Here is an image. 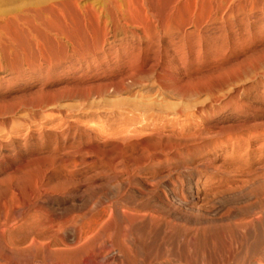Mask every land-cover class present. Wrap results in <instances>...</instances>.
<instances>
[{"label":"bare ground","instance_id":"bare-ground-1","mask_svg":"<svg viewBox=\"0 0 264 264\" xmlns=\"http://www.w3.org/2000/svg\"><path fill=\"white\" fill-rule=\"evenodd\" d=\"M39 1L37 3H31L30 1H27L29 3L24 2L21 6L19 5L20 7H18V9H16L15 11L13 10L14 12L10 11V13L7 12L6 14L0 15V31L3 30L10 22L13 26L16 27V29L22 32L21 39L18 41H15L18 39V37H16L17 39H14V36L13 39H5L7 40V44H5V42L3 41L5 49L4 52L0 51V70L2 66L11 73L16 69L15 67L20 64L21 66H24L27 69H31L32 71H37L38 73H40L41 70L44 69L43 76L45 80H48L51 78V68L60 69L55 72L58 73L53 77V81H56V83L64 80L61 75L63 76L64 73L67 74L72 72V78L65 79V83H63L56 89H47V91L49 92H46V90L43 89V91H45H42L43 95L44 93H46V95L48 93V95L36 100V104L34 103L35 109L36 106L43 107L51 104L52 107L50 108H54L53 104H57L58 102H60V100L58 102L56 100L63 97L67 99H77L81 103L82 101L84 102L87 100L89 101L90 99L98 98L99 100L97 99V102L95 104L96 106L94 105L97 108V106L99 105L98 103L101 99H105L110 95L127 93L136 86L142 87V90L140 89V91L145 92V94L146 92L147 94L149 93L148 90L154 91V89H156L157 91H155V93L159 92L164 97H172V99L173 97L175 99L179 98V101L181 98H184L186 96L190 97V95L197 93L199 95V93H201V91L203 92L204 90H206V92L208 91L209 93L213 90L211 87H213L212 85L215 76L213 70L210 68V65H208L202 73H199V71L197 72L190 67L192 63H198V56L202 47V39L209 38L210 33L212 32L213 27L216 26L217 22L220 24L225 23L227 22L226 20H228L226 18L231 15L235 18L236 14L237 16H240V14H244L245 18H248L250 17L249 15H252L254 13L264 14V0H93L86 2L83 1L84 3H82V0H50L46 3H44L45 0L43 3H39ZM243 23H245V21ZM233 26H235V24ZM249 27H251V25ZM236 34H234V36ZM0 40L2 39L0 38ZM244 40L246 41V39ZM3 42L0 44H3ZM261 50H264V48H262ZM262 53H264V51H262ZM208 54L209 53H207V56H210ZM253 54L258 55L256 53ZM255 62L257 63V61ZM19 73H21V71ZM2 74H4V72ZM226 77H228V75ZM41 79L43 78L41 77ZM69 79L71 80L70 83L68 82ZM227 80L231 81V79L229 78ZM148 83H150V85H148ZM219 88L221 87L219 86ZM212 93L214 92L212 91ZM20 96V99H23L22 94ZM29 96L30 95H28V98ZM31 96L32 100L33 97H36L37 95ZM39 96H41V94ZM126 96L123 95V97H121L124 98ZM143 96L139 97L140 100L141 98H143ZM25 97L26 99H28L27 95ZM116 97L118 96H115L114 98ZM209 97L211 96L209 95ZM16 99H12L14 100L13 104L17 102H15ZM127 99L128 98H125L123 100L125 101ZM135 99L133 100L135 101ZM147 99L149 98H146V101ZM151 99H149L150 103H141L145 101L144 99V101H138V103L132 102L130 100V102L127 104L130 108L131 115L127 116L126 114V117L124 116V118L120 119V121L118 122H121V120L122 122L118 126L115 124V126L117 127L108 124V126H104V128L100 127V123H98V125L96 126H99V128L101 129L97 131L96 127L97 133L95 134H92L93 130L90 132V130H86V128H84L85 130L80 131L81 136L84 140L82 145L77 148H68V150L65 151H54L48 158L46 155L45 160L36 159L38 160L37 162H39V160H41L40 162H42V160L45 161L46 165L43 164L44 162L42 163L43 165L39 164L40 166L36 168V172L34 171V173H36V175L33 174V176L35 177H33L34 179L26 177L25 179L23 178L20 181H13L14 183L11 184L8 183V187L6 185L8 189H11L10 191H13V189L19 190L21 192V195L19 193L20 197L18 199L16 195L14 196V194L16 193V191H14V194L9 196L10 198H7L8 200H6L5 203L2 202L4 204V211L2 210L3 214L2 216L0 215V264H150L149 262H151L152 259H156L154 254L158 251V249H160L159 251H161V257L166 256L168 257V260L164 263L157 261V263L155 262L156 264H182L181 262L186 260L191 264H195L197 263V261H199V264H216L217 261L219 262L221 258L230 260L228 257L232 256H229V254L234 255L231 253V250L235 249L236 247L239 248V252L237 254L235 253V260L233 259V261H236L237 264L259 263V258L258 262L256 260H252L251 258H253L254 253H257L259 251H257L259 247L264 248V209L261 210V216L259 217L261 219V222L258 221L259 218L257 219L256 217H252L249 221L243 223L241 222L242 220H239L240 222L237 220L240 216H242V212H244V210H249L252 214V210L257 207L258 200H256L257 202L252 201V203L250 200H253L255 198L254 196L255 194H257L256 190L258 186L264 185V162L260 161L255 167H250V164H247L248 166L241 164L230 165L229 163H232L230 162V160L229 163L227 162L228 160L224 161V154L219 153L213 149H207V145L206 148H201V146H198V143V149H195L196 146H192V148L190 147L191 149H183L184 147L174 148V146L173 148H167L166 145L169 143L170 147V141L172 142L175 137L173 140L171 137H169L170 141L162 140L160 138L161 136H157L160 134H155L156 132L154 134L149 133V130L151 129L148 130L147 124L149 122L147 123L146 121L149 118L146 113L149 110H154V108H156V111L160 108L155 102L152 103ZM153 99H155L156 101V98ZM112 100L118 101L119 99L117 98ZM27 101L24 100L26 104ZM110 101L111 99H109L108 101L106 100L107 103L109 102L112 105L111 102L113 101ZM124 101L122 102L123 104H125ZM80 102H78L79 107L82 105H79ZM91 102L88 103L91 104ZM106 102L103 103L106 104ZM120 102L118 104H120ZM211 102L212 100L210 101V103ZM170 103L171 102H169V104ZM190 103V106H194L195 104V102H193L194 104ZM67 104L71 105L69 102ZM76 104H73V106L75 105V107L78 108ZM115 104L116 102L114 101V105ZM203 104L198 103V105H202V107ZM207 104L205 106H207ZM5 105L8 106L9 104L7 103ZM28 105L30 106L29 103ZM28 105L26 106L27 109ZM60 105L59 109L63 107H61ZM92 105L93 104H91V106ZM111 105L109 106L112 109L113 106ZM172 105L173 104H171L170 106ZM106 106L108 107V105ZM116 106L118 105H115L113 109ZM120 106L122 105L120 104ZM166 106L164 105V107ZM64 107L65 109L69 108L67 106ZM95 107L92 109H95V111H97ZM101 107L98 109H101ZM186 107L188 108L189 106L187 105ZM8 108L10 107H7L5 109H7L8 111ZM89 108H87V111H89ZM116 108L118 110L120 109L118 107ZM45 109L48 108L45 107L42 110ZM105 109L107 108H104V110ZM109 109L110 108H108L107 111L111 110ZM123 109L124 108H122L121 110ZM163 109L160 111L163 112ZM9 110L11 111V109ZM69 110L70 108L68 109V111ZM71 110L73 111V109ZM82 110L85 113L86 109ZM125 110L126 109H124L123 111ZM159 110L158 112H160ZM7 111H3L2 109L1 112L5 113ZM49 111L50 112L46 113L47 115L48 113H51V110ZM75 111L76 110H74V112ZM21 112H19V114H21ZM23 112L27 113L28 111ZM92 112L93 111H91V113ZM4 113H2V115ZM76 113L77 112H75V116ZM115 113L121 115V112L116 111ZM164 113H166V111H164ZM57 114L56 118L58 116ZM5 115L6 114H4V117H6ZM65 115L68 116V114ZM65 115L63 116L64 118ZM159 115H156V117ZM175 115L177 116L178 114L176 113ZM31 116L32 118H34L33 114ZM50 116H52V114ZM121 116H123V114ZM137 116L139 118H137ZM43 117L41 118V120L43 119ZM18 119L16 118L17 122ZM46 119L49 118L47 117ZM61 119L63 120V118ZM93 119H95V117ZM39 120L40 119H38V122ZM55 120L56 122L58 121L57 119ZM70 120H72V118ZM96 120L98 121V119H95V122ZM156 120H158V118ZM32 121L36 122L37 120L32 119ZM152 122L156 121L153 120ZM31 123L34 124V122ZM11 124L13 125V123H11L10 121V125ZM16 124L17 123L15 122L14 125ZM154 124L155 123H153L152 125ZM18 125L19 124H17V126ZM102 125L104 124L102 123ZM65 126L69 130L76 131V128L71 122ZM79 126L80 125H78V127ZM159 127L162 126L160 125ZM8 128H10L11 130V126ZM35 128H37V126H35ZM173 128H175V126ZM181 128L183 129V127ZM50 129L51 128H49V130ZM53 130L57 131L56 129ZM167 130L169 131V128ZM26 131L28 130L26 129ZM38 131H40V129ZM176 132H178V130ZM209 136L210 138H213L214 135ZM209 136L207 138H209ZM195 137L193 136V138ZM193 138L191 139H197ZM229 138L227 140H229ZM179 139L180 138H177V140ZM185 139H187V137ZM182 141L187 143V140H184V137ZM182 141L180 140V142ZM189 141L190 140L188 139V143ZM245 141L249 143L248 140ZM174 142H176V139ZM261 143L262 145H264V142ZM176 144H178V141L176 142ZM215 145L216 143L214 144V146ZM245 147L243 148L246 150L248 147ZM26 156L27 155H25V157ZM218 157H223L224 160L220 162H217L215 160L213 161L214 158L216 159ZM258 157H260V155ZM40 158H43V156ZM176 158H186L189 162L195 161L192 167H185V170H187L185 171V173L182 172L181 175H184V181L180 182L179 180L175 179L176 177L174 178L175 180L172 179L170 175L171 171L168 174H163L160 173L161 171L158 172L152 170L153 168L151 169V167H154L155 164L161 163L162 160L172 159L174 161V159ZM257 160L258 159H256V161ZM31 162L33 163V161ZM34 162L36 161L34 160ZM177 162H180V160H178ZM36 164L38 163H35V165ZM31 166L29 168H32ZM79 167L89 169L93 168V170H99L100 168L101 171L99 170V172H96V170H94V172L92 170V173H94L93 175H98L97 177L100 176L101 178H103L104 182L107 183V185H105L107 187L110 181L114 183H110L109 186L111 187L109 189L106 188L108 189L107 191L105 190L106 193L103 192V194L101 192V197L99 196L101 194L95 195L96 200L94 199V201L92 202L89 199L90 197L88 198V192H86L88 199L86 197V199L81 198L78 196L80 193H77L78 195L75 193L77 192V190H79L77 189L78 182L74 180L75 178L73 179L72 177L73 172L77 168L79 169ZM156 167L158 168V166ZM23 168L24 166L21 167L20 170ZM29 168L27 167V169ZM15 170L16 168H14V171ZM181 171L183 170L181 169ZM16 172L17 171L12 173L17 179L16 175L18 173ZM50 172L56 174L53 180L49 178L50 176L48 177V173ZM7 174H10V172ZM52 174L50 175L52 176ZM87 175L85 178H87ZM25 176L23 175V177ZM94 176L92 178L88 176V178H90L89 180H94L95 178H97H94ZM6 177H8V175H6ZM10 177H12V175ZM184 178L182 176L181 179ZM9 180L10 179H8V181ZM102 181L100 182V184H105ZM9 182H11V180ZM87 182L88 181H86V184ZM0 184L2 186L3 183ZM93 185L91 184L90 187L92 188ZM157 185H160V188L162 186V192L158 191L160 188L157 190ZM87 186H85V188ZM94 187H99V185ZM95 189L96 188L92 190L93 194L91 195L93 196L95 194L94 191H96ZM99 189H101V187H99ZM98 191H102V189L97 190V192ZM261 195L262 198H264V193L260 194V196ZM98 196L100 198L97 199ZM1 201L5 200L3 199ZM244 201L250 202H247L248 204L246 206L238 205L237 207L236 205H234V207L232 206V208L230 209H228L227 207V210L225 212L223 211L228 204H238L243 203ZM258 204L264 206L260 204V202ZM2 211L0 212L2 213ZM255 211L256 210H254V212ZM258 212L259 211L255 213L258 214ZM245 216H247L246 212ZM230 219H237V222L231 221ZM209 220H215L217 222L224 220L226 222V220H230V223L232 222V224L234 225V229H232L233 227L231 228L229 226L233 230V234L235 236L233 237V240L235 238L234 243H232V239H229V236H227L226 234L224 235L223 233L222 235L220 233V229L219 234L222 235L221 237L223 238L224 243L223 240H221V242L219 243L224 244V248L222 247L223 250L221 248L216 249L215 247H212V245L208 244V241H210V239L205 236L206 233L204 231L203 232L205 233V235L203 233L202 238H199V232L197 238L195 235L196 233L193 234L192 231H188L187 229H185L184 231H175L173 229L177 227V223L179 222H184L188 225L195 223H206ZM209 222L211 223V221ZM169 224L172 225V227L170 226L171 228L169 227ZM228 224L226 226H228ZM187 225L186 227L189 226ZM198 225L200 226L201 224ZM255 226L258 228V234L255 233ZM190 227L191 225L189 226V230ZM209 228H211V226ZM195 229L193 230L194 232H196ZM167 230L170 231H168L167 233ZM205 231H207V229ZM231 232L229 231V233ZM208 233L209 232H207V234ZM230 236L232 237V234ZM221 237L219 238L221 239ZM217 238L218 237L215 238L216 241H218ZM212 240H214V238ZM231 243L234 244L235 247L233 246L232 248ZM153 256L154 258H152ZM156 256L159 255L156 254ZM166 257L163 259H166ZM256 257L258 256H255V258ZM260 257L262 258L261 263L264 264V255L261 254ZM222 260L225 262L224 259ZM155 263L153 262L152 264Z\"/></svg>","mask_w":264,"mask_h":264},{"label":"rangeland","instance_id":"rangeland-1","mask_svg":"<svg viewBox=\"0 0 264 264\" xmlns=\"http://www.w3.org/2000/svg\"><path fill=\"white\" fill-rule=\"evenodd\" d=\"M27 1H30L31 3H34L35 1L34 0H0V15H3V14H6L7 12L8 13H10V11L11 12H14L16 9H18V7H20L24 2L26 3ZM32 1H34V2H32ZM39 0H37L35 3H37ZM50 0H45V2H44V0H40L39 1V3H46V2H49ZM86 2V1H93V0H82V3H84V2ZM27 3H29V2H27ZM20 5V6H19ZM6 7V8H5ZM14 10V11H13ZM261 15V16H260ZM250 17H246L245 18V15L244 14H240V16H237V14L235 15V18L231 15V16H229V17H227L226 19H228V20H226L227 22H225V23H222V24H220V23H218L217 22V24H216V26H214L213 27V29H212V32L210 33V36H209V38H204V39H202V41H201V50H200V54H199V56H198V63L197 64H191L190 65V67H191V69H194V70H196L197 72L199 71V73H202L205 69H206V67L208 66V65H210V68L213 70V73H214V81H213V87H211L212 89V91L214 92V93H212V91L211 92H209L208 93V91L206 92V90H204L203 92L201 91V93H199V95H198V93L197 94H193V95H190V97H188V96H186V97H184V98H181L180 99V101L178 100L179 98H174L173 97V99H172V97H164L163 95H161L159 92H157V93H155V91H157L156 89H154V91H150V90H148V94L150 95H148L147 94V92H146V94H145V92H143V91H140V89L142 90V87H138V86H136V87H134L133 89H131L129 92H127V93H121V94H119V95H110L109 97L107 96L105 99H101L100 101H99V107L97 106V108L95 107L96 105V102H97V99H90L89 101L87 100V101H82V103L80 102V101H78L77 99H67V98H59V99H57L56 101L58 102L59 100H60V102H55V103H57V104H53V107L54 108H50V107H52V104L51 105H47V106H49V107H47V106H43V107H37L36 106V109L38 110V112H37V110L34 108L35 106V104H36V100H38V99H40V98H43L44 96H47L48 95V93H47V95H46V93H44V95H43V92H45V91H43V89H45L46 90V92H49V91H47V89L48 90H54V89H56L57 87H59L60 85H62L63 83H65L64 81H65V79H68V78H72V72L71 73H64L63 74V76L61 75V77L64 79V80H62V81H60V82H58V83H56V81H53V77L55 76V74H57V73H55L56 71H58V70H60V69H53V68H51V73H50V76H51V78L50 79H48V80H45V78H44V69H42L41 70V72L40 73H38L37 71H32L31 69H27V68H25L24 66H21L20 64V66L19 65H17L15 68V70L13 71V72H9V71H7V69H5V68H3L2 66H1V72L3 73L4 72V74H2L1 72H0V109H1V111H2V109H3V111L4 110H6L7 111V109H5V108H7V107H10V108H8V113L7 112H1L0 114L2 115V113H4V114H6L5 116L6 117H4V114L1 116V118H0V183H3L2 184V186H1V184H0V202L2 203V202H6V200H8L10 197L9 196H11V195H13L14 194V191H16V193L14 194V196L16 195V197L19 199V197H20V195H21V192L19 191V190H15V189H13V191H10L11 189L9 188H7L8 187V185L9 184H11V183H14V182H17L18 180L20 181L21 179H25L26 177H28V178H33L34 176H33V174L34 175H36V173H34V171L36 172V168L37 167H39L40 165H43V164H45L46 165V163H45V161H43V160H45V158H46V155H47V158L51 155V153H53L54 151H65V150H68V148H77V147H79L80 145H82V143H83V137L81 136V130H85L84 128H86V130L88 129V130H90V132L92 131V134H95V133H97V131H99V129H101V128H99V126L100 127H106V126H108V124H111V125H113L114 127H117L119 124H121V122H122V120H121V122H118V121H120V119H122V118H124V116L126 117V114H127V116H129V115H131L130 114V108L128 107V104L127 103H129L130 102V100L132 101V102H136V103H138V101L139 102H141V101H144V102H141V103H150V100L149 99H151V102L152 103H156V104H158V107H162V104H163V107L160 109V110H162L163 108V110L164 111H166V113H164V111L163 112H161L159 109V111L160 112H158V110L156 111L155 109L156 108H154V110H149L146 114H147V116H148V120L146 121L148 124V130L149 129H151V130H149L148 132L149 133H155V134H160V135H157V136H161L160 138L162 139V140H168V141H170V138L169 137H171L172 138V140L174 139V137H175V139H176V142L178 141V144H176V142H174L175 141V139L171 142L170 141V143H171V145H170V147H169V143L166 145V147L167 148H173V146H174V148L175 147H177V148H183V149H191L192 148V146L193 147H195V149H198L197 147L198 146H201V148H206L207 146V149H213V150H215V151H217V152H219V153H222V154H224V159H223V157H218V158H214L213 159V161L215 160V161H217V162H220V161H222V160H224V161H227L228 163H229V160H230V162H232V163H229L230 165H233V164H235V165H246V166H248L249 164V166L250 167H255V166H257L258 165V163L261 161V162H264V159H262V158H264V145H262V143L261 142H264V138H262V137H264V136H262V135H264V61H262V60H264V55H262V54H264V53H262V51H264V50H261L262 48H264V43H262V42H264V17H262V16H264V14H261V13H254V14H252V15H249ZM254 16V17H253ZM258 17V18H257ZM232 18H233V20H232ZM242 18V19H241ZM237 19V20H236ZM237 22H235V21ZM239 20V21H238ZM249 20H250V22H249ZM254 20V21H253ZM245 21V23H243ZM262 21V22H261ZM232 22V23H231ZM235 22V23H234ZM259 22V23H258ZM242 23H243V25H242ZM254 23H257V24H254ZM229 24H230V26H229ZM235 24V26H233ZM239 24V25H238ZM222 25V26H221ZM238 25V26H237ZM251 25V27H249ZM254 25V26H253ZM256 25H258V26H256ZM9 26H10V28H9ZM232 26H233V28H232ZM240 26V27H239ZM9 29H8V28ZM222 27V28H221ZM228 27V28H227ZM242 27V28H241ZM245 27V28H244ZM14 28V29H13ZM245 30H244V29ZM256 28V29H255ZM261 28V29H260ZM217 29V30H216ZM253 29V30H252ZM228 32H227V31ZM4 31H6V32H4ZM227 33H226V32ZM234 31V32H233ZM251 31V32H250ZM220 32V33H219ZM245 32V33H244ZM261 32V33H260ZM5 33V34H4ZM17 33H18V35H17ZM236 33H238V34H236ZM8 36H7V35ZM234 34H236L235 36H234ZM257 34H258V36H257ZM260 34V35H259ZM2 35V36H1ZM11 35V36H10ZM16 35V36H15ZM21 35H22V32H20L18 29H16V27L15 26H13L12 25V23H8V25L3 29V30H1L0 31V38L2 39V40H0V43H2L3 41L5 42V44H7L6 42H7V40L9 39H13V36H14V39H17L16 37H18V39L17 40H15V41H18V40H20L21 39ZM227 35V36H226ZM20 36V37H19ZM237 37V38H236ZM248 37V38H247ZM261 37V38H260ZM241 38V39H240ZM252 38V39H251ZM5 39H7V40H5ZM228 39H229V41H228ZM244 39H246V41L244 40ZM259 39V40H258ZM212 40V41H211ZM262 41V42H261ZM4 42H3V44H0V46L2 47H0L1 48V50L0 51H3L4 52V49H5V45H4ZM216 42V43H215ZM239 44H238V43ZM253 44H252V43ZM246 43H249V44H246ZM259 43H261V44H259ZM258 44V45H257ZM4 45V46H3ZM251 46V47H250ZM253 46V47H252ZM255 46V47H254ZM208 47V48H207ZM243 47V48H242ZM245 48V49H244ZM253 49V50H252ZM256 49V50H255ZM209 51V52H208ZM203 53V54H202ZM207 53H209L208 55H210V56H207ZM228 53V54H227ZM253 53H256V54H258V55H255V54H253ZM219 54V55H218ZM261 56V57H260ZM259 60V61H258ZM255 61H257V63L255 62ZM210 63V64H209ZM217 63V64H216ZM240 65H241V67H240ZM236 66V67H235ZM19 67V68H18ZM21 67H22V69H21ZM222 67V68H221ZM244 67V68H243ZM26 70H25V69ZM230 68V69H229ZM237 68V69H236ZM19 69V70H18ZM200 69V70H199ZM241 69H243V70H241ZM239 70V71H238ZM16 71V72H15ZM21 71V73H19ZM29 71V72H28ZM7 72H8V74H7ZM32 73V74H31ZM225 73V74H224ZM241 73V74H240ZM228 75V77H226L227 75ZM2 75H3V77H2ZM8 78H7V77ZM41 77L43 78V79H41ZM232 77V78H231ZM236 77V78H235ZM225 78V79H224ZM231 79V81L230 80H227V79ZM69 79V83L71 82V80ZM20 80H22V81H20ZM42 80V81H41ZM224 80V81H223ZM227 80V81H226ZM225 82V83H224ZM221 83H223V84H221ZM215 84V85H214ZM148 85H150V83H148ZM218 86V88H217V86ZM38 86V87H37ZM219 86L222 88H219ZM25 87V88H24ZM35 87V88H34ZM39 88V89H37V88ZM42 87V88H41ZM216 87V88H215ZM28 88V89H27ZM23 89V90H22ZM26 89V90H25ZM42 89V90H41ZM147 89H149V88H147ZM220 89V90H219ZM3 92H2V91ZM31 90V91H30ZM137 92H136V91ZM21 91V92H20ZM28 91V92H27ZM43 91V92H42ZM134 91V92H133ZM216 91V92H215ZM18 92V93H17ZM154 92V93H153ZM206 92V93H205ZM26 93V94H25ZM28 93H30V94H28ZM32 93V94H31ZM34 93H35V95H34ZM37 93V94H36ZM134 93V94H133ZM153 93V94H152ZM211 93V94H210ZM10 94V95H9ZM16 94V95H15ZM22 94V97H23V99H20L21 98V95ZM41 94V96H39V95ZM138 94V95H137ZM145 94V95H144ZM207 94V95H206ZM214 94V95H213ZM216 94V95H215ZM219 94V95H218ZM19 95V96H18ZM24 95V96H23ZM27 95V98H28V95H33V96H36V97H33V99L31 100V98H32V96L30 97L29 96V98L28 99H26V96ZM123 97V95L124 96H126V97H124V98H122L121 96ZM133 95V96H132ZM138 97H137V96ZM146 97V98H149V99H147V101H146V98L144 97V96ZM155 96V97H153V96ZM209 95L212 97H209ZM39 96V97H38ZM115 96H118V97H116V98H114ZM120 96V97H119ZM140 96H143V98H141V100H140ZM148 96V97H147ZM162 96V97H161ZM216 98H215V97ZM11 97H13V98H10ZM38 97V98H37ZM112 97V98H111ZM158 97V98H157ZM8 98V99H7ZM17 98V99H16ZM35 98V99H34ZM119 99L120 101H121V99H122V101L120 102L119 100L117 101V100H114L115 102H116V104L115 105H118V106H116V107H118V108H120L119 110L115 107L114 109H113V107L115 106L114 105V101L112 100V99ZM125 98H128L127 100H123V99H125ZM130 98V99H129ZM136 98V99H135ZM137 98H139V99H137ZM153 98H156V101H155V99H153ZM160 98V99H159ZM167 98V99H166ZM207 98V99H206ZM211 98V99H210ZM3 99H4V101H3ZM6 99V100H5ZM12 99H16L15 100V104H13V102H14V100H12ZM18 99H20V100H18ZM65 99V100H64ZM109 99H111V101H113V102H111L112 103V105L108 102H106V100L108 101ZM133 99H135V101L133 100ZM144 99V100H143ZM163 99V100H162ZM164 99H166V100H164ZM190 99H191V101H190ZM217 99V100H216ZM9 100V101H8ZM24 100H28L27 101V104H26V102H24ZM62 100V101H61ZM73 102H72V101ZM80 102L79 103V105L80 104H82V105H84V106H78V102ZM93 100V101H92ZM94 100H95V102H94ZM99 100V99H98ZM104 100V101H103ZM129 100V101H128ZM137 100V101H136ZM149 100V101H148ZM159 102H161V103H159ZM173 100V101H172ZM176 100V101H175ZM187 100V101H186ZM212 100V102L210 103V101ZM215 100V101H214ZM77 103H75V102ZM92 101V102H91ZM106 102V104L105 103H103V102ZM124 101V103L125 104H123L122 102ZM128 101V102H127ZM164 103H163V102ZM214 101V102H213ZM70 103L71 105H69V104H67V103ZM91 102V104H93L92 106H91V104H89V103ZM94 102V103H93ZM120 102V104L122 105V106H120V104H118ZM158 102V103H157ZM169 102H171L170 104H169ZM191 102V103H190ZM193 102H195V104L193 103ZM204 104H203V103ZM216 102V103H215ZM9 104L8 106L7 105H5V104ZM11 103V104H10ZM28 103L30 104V106L28 105ZM35 103V104H34ZM61 105H60V104ZM63 103V104H62ZM88 103V104H87ZM167 103H168V105H167ZM185 103V104H184ZM189 103L190 104H194V106H190L189 105ZM198 103L200 104H203V107H202V105H198ZM208 103V104H207ZM211 105H210V104ZM4 106H3V105ZM24 104H25V108L27 109V105H28V109L26 110L25 108H24ZM73 104H76V106H78V108H80V109H78L77 107H75V105L73 106ZM126 104H127V107H126ZM161 104V105H160ZM171 104H173L172 106H170ZM175 104V105H174ZM189 106L188 108L186 107L187 105ZM207 104V106H205ZM20 105H22V106H20ZM55 105V106H54ZM59 105L62 107L61 109H59ZM87 105V106H86ZM88 105H90V106H88ZM95 105V106H94ZM105 105V106H104ZM106 105H108V107L106 106ZM109 105H111V106H113L112 107V109H113V111H112V109H111V107L109 106ZM160 105V106H159ZM164 105L166 106V107H164ZM178 107H177V106ZM184 105V106H183ZM186 105V106H185ZM208 105H210L211 106V108H210V106H208ZM20 106V107H19ZM64 106H67V107H69L70 108V110L68 111V109L69 108H66L65 109V107ZM73 106V107H72ZM97 109V111H95V109H92V108H94V107ZM102 106V107H101ZM120 106V107H119ZM174 106H176V107H174ZM183 106V107H182ZM212 106H214V107H212ZM12 107V108H11ZM31 107H33V108H31ZM48 108V109H45V110H42L43 108ZM85 107V108H84ZM89 107H91V108H89ZM101 107V109H98V108H100ZM124 108V109H126L125 111H123V110H121L122 108ZM157 107V106H156ZM167 107H169V108H167ZM191 107V108H190ZM201 107V108H200ZM205 107H206V109H205ZM209 107V108H208ZM14 108V109H13ZM18 108V109H17ZM87 108H89V111H87ZM104 108H107V109H105L104 110ZM108 108H110L109 110L110 111H107L108 110ZM199 108V109H198ZM204 108V109H203ZM9 109H11V111L9 110ZM32 109V110H31ZM40 109V110H39ZM65 109V110H64ZM71 109H73V111L71 110ZM82 109H86L85 110V113H84V111L82 110ZM117 109V110H116ZM167 109V110H166ZM178 109H180V110H178ZM201 109V110H200ZM17 110V111H16ZM31 110V111H30ZM49 110H51V113H48V115L46 114L47 112H50ZM54 110H56V111H54ZM74 110H76L75 112H77L76 113V116H75V112H74ZM79 110H81V111H79ZM129 110V111H128ZM178 110V111H177ZM14 111H16V112H14ZM23 111H28L27 113H25V112H22ZM36 111V112H35ZM44 111H45V113H44ZM59 111V112H58ZM73 113H72V112ZM91 111H93L92 113H91ZM109 112V113H107V112ZM121 112L120 114L122 115L123 114V116H121V115H119L118 113H115V112ZM156 111V112H155ZM203 111V112H202ZM209 111V112H208ZM10 112H12V113H10ZM19 112H21V114H19ZM30 112V113H29ZM39 112H40V114H39ZM42 112V113H41ZM54 112H55V114H54ZM62 112V113H61ZM66 112V113H65ZM69 112V113H68ZM80 112V113H79ZM96 112V113H95ZM111 112V113H110ZM160 114H158V113ZM180 112V113H179ZM182 112V113H181ZM11 115H10V114ZM17 113V114H16ZM45 114V116H44V114ZM58 113V114H57ZM72 113V114H71ZM100 113V114H99ZM105 113V114H104ZM114 113V114H113ZM125 113V114H124ZM149 113V114H148ZM151 113H152V115H151ZM155 115H154V114ZM164 113V114H163ZM168 113V114H167ZM173 113V114H172ZM177 113L178 115L176 116L175 114ZM184 113V114H183ZM210 113V114H209ZM7 114H9V115H7ZM12 114H14V115H12ZM21 116H19V115ZM27 114V115H26ZM29 114V115H28ZM34 115L33 117L34 118H32V116L31 115ZM39 114V115H38ZM42 114V115H41ZM52 114V116H50V115ZM56 114L58 115L57 116V118H56ZM65 114H68V116L67 115H65ZM88 116H87V115ZM99 114V115H98ZM139 114H140V112H139ZM145 114V113H144ZM24 115V116H23ZM27 117H26V116ZM41 115V116H40ZM53 115H55V116H53ZM65 115V118L63 117ZM79 115V116H78ZM104 115V116H103ZM154 115V116H153ZM156 115H159L160 116V118H159V116H157L156 117ZM162 115V116H161ZM164 115V116H163ZM165 115H166V117H165ZM175 115V116H174ZM205 117H204V116ZM14 116H15V118H14ZM22 116H23V119H22ZM37 116V117H36ZM39 116V117H38ZM44 116V117H43ZM62 116V117H61ZM93 116V117H92ZM97 116V117H96ZM100 116H102V117H100ZM143 116V115H142ZM141 116V117H142ZM147 116H146V118H147ZM151 116V117H150ZM180 116V117H179ZM4 117V118H3ZM29 117V118H28ZM43 117V119L41 120V118ZM48 117L49 119H46V118ZM52 117H54V118H52ZM60 117V118H59ZM79 117H81V118H79ZM85 117V118H84ZM95 117V119H98V121L96 120V122H95V119H93ZM105 117V118H104ZM121 117V118H120ZM140 117V118H141ZM144 117H145V115H144ZM156 117V118H155ZM12 118V119H11ZM14 118V119H13ZM16 118L18 119V122L16 121ZM21 118V119H20ZM36 118V119H35ZM59 118V119H58ZM61 118H63V120L61 119ZM68 118H69V120L72 118V120H68ZM74 118V119H73ZM90 118V119H89ZM92 118V119H91ZM101 118H103V119H101ZM137 118H139L138 116H137ZM158 118V120H160V121H158V120H156ZM161 118H162V120H161ZM3 119V120H2ZM25 119V120H24ZM31 119V120H30ZM32 119L33 120H37L36 122L35 121H32ZM38 119H40L39 120V122H38ZM52 119V120H51ZM55 119H57L58 121L56 122V120ZM61 119V120H60ZM79 119V120H78ZM82 119V120H81ZM88 119V120H87ZM119 119V120H118ZM13 120H15V121H13ZM22 120H23V122H22ZM31 122H34V124L33 123H31ZM81 120V121H80ZM94 120V121H93ZM99 120H100V122H99ZM109 120V121H108ZM114 120V121H113ZM153 120H155L156 122H152ZM10 121H11V123H13V125L11 124L10 125ZM29 123V125H28V123ZM85 123H84V122ZM86 121H88V122H86ZM161 121H162V123H161ZM164 121H166V122H164ZM15 122L17 123V124H19L18 126H17V124L16 125H14L15 124ZM26 122V123H25ZM48 122H49V124H48ZM61 122V123H60ZM72 123L73 125H74V127L76 128V131H72V130H69L65 125H67L68 123ZM81 124H80V123ZM94 122V123H93ZM107 122H109V123H107ZM207 122H209V123H207ZM21 123V124H20ZM39 125H37V124ZM40 123H41V125L42 126H44V127H42L41 125H40ZM46 123V124H45ZM52 123V124H51ZM56 123V124H55ZM57 123H58V125H57ZM80 125L79 127H78V125ZM82 123H83V126H82ZM89 123V124H88ZM98 123H100L99 124V126H96V125H98ZM102 123L104 124V125H102ZM107 123V124H106ZM153 123H155L154 125H152ZM3 124V125H2ZM7 124H9V125H7ZM24 124H26V125H24ZM62 124H63V126H62ZM91 124V125H90ZM115 124L117 125V126H115ZM151 124V125H150ZM158 124V125H157ZM163 124H164V126H163ZM166 124V125H165ZM207 124V125H206ZM4 125H6V126H4ZM34 125V126H33ZM76 125V126H75ZM152 126V127H150V126ZM162 126V127H159V126ZM182 125V126H181ZM185 125V126H184ZM206 125V126H205ZM11 126V130H10V128H8V127H10ZM35 126H37V128H35ZM41 126V127H40ZM60 126V127H59ZM95 126V127H94ZM175 126V128H173ZM204 126V127H203ZM5 127V128H4ZM12 127H13V129H12ZM15 127V128H14ZM19 127V128H18ZM24 127V128H23ZM26 127V128H25ZM34 127V128H33ZM45 127H49V128H53V129H56L57 131H54L53 129L51 130H49V128H48V130H47V128H45ZM55 127V128H54ZM89 127V128H88ZM91 127V128H90ZM94 127V128H93ZM96 127H97V131H96ZM104 127V128H105ZM164 127V128H163ZM178 127V128H177ZM180 127V128H179ZM181 127H183V129L181 128ZM191 127V128H190ZM195 127V128H194ZM198 127H200V128H198ZM202 127V128H201ZM33 128V129H32ZM42 128V129H41ZM159 128V129H158ZM169 128V131L167 130ZM197 128V129H196ZM207 128V129H206ZM3 129V130H2ZM26 129L28 130V131H26ZM31 129V130H30ZM37 129V130H36ZM40 129V131H38ZM66 129V130H65ZM95 129V130H94ZM155 131H154V130ZM158 129V130H157ZM179 129H181V130H179ZM200 129V130H199ZM7 130V131H6ZM9 130V131H8ZM14 130V131H13ZM23 130V131H22ZM36 130V131H35ZM161 130V131H160ZM164 130H166V131H164ZM174 130V131H173ZM178 130V132H176ZM184 131V133H183V131ZM196 130H198V131H196ZM3 131V132H2ZM43 131V132H42ZM62 131V132H61ZM158 131V132H157ZM171 131V132H170ZM173 131V132H172ZM180 131H181V133H180ZM189 131V132H188ZM208 131V132H207ZM3 133V135H2V133ZM10 132V133H9ZM24 132H26V133H24ZM37 132H38V134H37ZM94 132V133H93ZM170 132V133H169ZM174 132H175V134H174ZM187 132V133H186ZM195 132V133H194ZM198 132H199V135H198ZM204 132V133H203ZM6 133V134H5ZM12 133V134H11ZM40 133V134H39ZM45 133V134H44ZM55 133H57V134H55ZM60 133V134H59ZM77 133V134H76ZM164 133V134H163ZM178 133H179V135H178ZM194 133V134H193ZM201 133H202V135H201ZM205 133H206V135H205ZM212 133V134H211ZM12 136H11V135ZM13 134H14V136H13ZM16 134V135H15ZM169 135V136H167V135ZM172 134V135H171ZM9 135V136H8ZM21 135V136H20ZM174 135V136H173ZM179 137H178V136ZM181 135V136H180ZM183 135V136H182ZM190 135H192V136H190ZM195 135H196V137H195ZM209 135H214L213 136V138H210V136ZM223 135V136H222ZM235 135V136H234ZM241 135V136H240ZM244 135V136H243ZM261 135V136H260ZM3 136V137H2ZM16 136V137H15ZM18 136V137H17ZM25 136H27V137H25ZM68 136V137H67ZM76 136V137H75ZM163 136V137H162ZM167 136V137H166ZM173 136V137H172ZM176 136H177V138H180L179 140H177V138H176ZM193 136L195 137V138H193ZM201 136V137H200ZM204 136V137H203ZM209 136V138H207ZM225 136V137H224ZM230 138H229V137ZM240 136V137H239ZM253 138H252V137ZM8 137H10V138H8ZM11 137H13V138H11ZM183 137H184V140H187V143H185L184 141H182V139H183ZM187 137V139H185ZM189 137H191V138H193V139H196V140H192L191 138H189ZM202 138V139H200V138ZM250 138V140H249V138ZM259 137V138H258ZM8 138V139H7ZM37 140H36V139ZM75 138H76V140H75ZM164 138V139H163ZM221 138V139H220ZM229 138V140H227ZM236 138V139H235ZM238 138V139H237ZM2 139H4V140H2ZM7 139V140H6ZM22 139V140H21ZM72 139V140H71ZM82 139V140H81ZM188 139L190 140L189 141V143H188ZM199 139V140H198ZM208 139H209V141H208ZM225 139H226V141H225ZM234 139V140H233ZM243 139V140H242ZM248 140V142L249 143H247V141H245V140ZM256 139V140H255ZM258 139V140H257ZM261 139V140H260ZM32 140V141H31ZM36 140V141H35ZM74 140V141H73ZM180 140L182 141V142H180ZM201 140V141H200ZM203 140V141H202ZM206 140H207V142H206ZM214 142H213V141ZM223 142H222V141ZM237 140H238V142H237ZM240 140H242V141H240ZM255 140V141H254ZM58 141V142H57ZM195 141V142H194ZM220 143H218V142ZM232 141V142H231ZM235 141V142H234ZM192 142H193V144H192ZM206 142V143H205ZM209 142H210V144H209ZM245 142V143H244ZM256 142H258V143H256ZM74 143V144H73ZM77 143V144H76ZM174 143V144H173ZM182 143V144H181ZM191 143V144H190ZM195 143V144H194ZM197 143H198V146H197ZM201 143V144H200ZM203 143V144H202ZM212 143V144H211ZM216 143V145L214 146V144ZM61 144V145H60ZM173 144V145H172ZM176 144V145H175ZM182 146H181V145ZM185 144H187V145H185ZM205 144V145H204ZM238 144V145H237ZM243 144V145H242ZM254 146H253V145ZM71 145V146H70ZM74 145V146H73ZM184 145V146H183ZM207 145V146H206ZM256 145V146H255ZM2 146V147H1ZM64 146V147H63ZM186 146V147H185ZM205 146V147H204ZM209 146H210V148H209ZM212 146V147H211ZM235 146V147H234ZM248 147L246 150L243 148V147ZM11 147V148H10ZM63 147V148H62ZM67 147V148H66ZM191 147V148H190ZM242 147V148H241ZM245 147V148H246ZM260 147V148H259ZM65 148V149H64ZM215 148V149H214ZM241 148V149H240ZM262 148V149H261ZM9 149V150H8ZM13 149V150H12ZM34 149V150H33ZM194 149V148H193ZM229 149V150H228ZM238 149H239V151H238ZM243 149V150H242ZM257 149V150H256ZM259 149V150H258ZM29 150V151H28ZM228 150V151H227ZM231 150V151H230ZM16 151V152H15ZM234 151V152H233ZM241 151V152H240ZM259 151V152H258ZM261 151V152H260ZM11 152V153H10ZM246 154H245V153ZM253 152V153H252ZM254 152H256V153H254ZM21 153V154H20ZM48 153H50V154H48ZM227 153H229V154H227ZM239 153V154H238ZM241 153V154H240ZM252 153V154H251ZM30 154V155H29ZM44 154V155H43ZM260 155V157H258L259 155ZM25 155H27L26 157H25ZM38 155V156H37ZM232 155V156H231ZM238 155H240V156H238ZM242 155V156H241ZM243 155H244V157H243ZM247 155H249V156H247ZM253 155V156H252ZM254 155H256V156H254ZM33 156H34V159H33ZM43 156V158H40V157H42ZM230 156V157H229ZM38 157V158H37ZM232 157V158H231ZM234 157V158H233ZM242 157V158H241ZM250 157V158H249ZM254 157H256V158H254ZM258 157V158H257ZM30 158V159H29ZM236 158V159H235ZM240 158V159H239ZM31 159H33V160H31ZM36 159H43L42 160V162H40L41 160H39V162H37L38 160H36ZM239 159V160H238ZM246 159V160H245ZM251 159V160H250ZM256 159H258L257 161H256ZM260 159V160H259ZM33 161V163L31 162V161ZM34 160L36 161V162H34ZM172 160V159H171ZM162 160V164L161 163H159V164H155L154 165V167H151V169L152 170H154V171H158V172H160V173H163V174H168L170 171H171V173H170V175H171V178L172 179H174L175 177V179H177V180H179L180 182L181 181H184L185 180V178H184V175H181L182 174V172L183 173H185V171H187V170H185V167H192L193 166V163H195V161H192V162H189L188 161V159H183V158H176V159H174V161L172 160ZM178 160H180V162H177ZM187 163H186V162ZM243 161V162H242ZM26 162V163H25ZM44 162V163H43ZM175 162V163H174ZM184 164H182V163ZM237 162V163H236ZM250 162V163H249ZM252 162V163H251ZM254 162H256V163H254ZM29 163V164H28ZM35 163H38V164H36L35 165ZM43 163V164H42ZM165 163H167V164H165ZM181 165H179V164ZM192 163V164H191ZM244 163V164H243ZM21 164H22V166H21ZM40 164V165H39ZM174 164V165H173ZM177 164V165H176ZM248 164V165H247ZM256 164V165H255ZM29 168L31 165V167L32 168H29V169H27V167ZM166 165V166H165ZM168 165V166H167ZM172 165V166H171ZM188 165V166H187ZM19 166V167H18ZM24 166V168L26 169H21L20 170V168L21 167H23ZM156 166H158V168L156 167ZM160 166V167H159ZM165 166V167H164ZM180 166V167H179ZM183 166V167H182ZM167 167V168H166ZM182 167V168H181ZM14 168H16V170L15 171H17L16 173H18L16 176H17V179L14 177L15 175L13 174L15 171H14ZM155 168V169H154ZM169 168V169H168ZM6 169V170H5ZM158 169V170H157ZM166 169V170H165ZM174 169V170H173ZM176 169H178V170H176ZM181 169L183 170V171H181ZM8 170V171H7ZM77 170V171H76ZM74 172H73V174H72V177H73V179L74 180H76L77 182H78V184H77V189H79V190H77V192H75L76 194L77 193H80L78 196L79 197H81V198H84V199H86L87 198V194H88V198L91 200V202L92 201H94V199L96 200V196L95 195H98V194H101V195H99L100 197L102 196V193L104 192V193H106L105 192V190L107 191L111 186H109L110 185V183H114V182H111L110 181V183H108L109 185H108V187L107 186H105V185H107V183H105L104 182V179L103 178H101L100 176V178L99 177H97V176H94L93 174L94 173H92L94 170H96V172H99V170L101 171V169L99 168V170L98 169H94L93 170V168H91V169H89V168H84V167H79V169L77 168ZM86 170H87V172H86ZM90 170V171H89ZM93 170V171H92ZM165 170V171H164ZM173 170V171H172ZM24 171H28L27 173L26 172H24ZM30 171V172H29ZM163 171V172H162ZM10 172V174L12 175V177H10L11 175L10 174H7V173H9ZM13 172V173H12ZM22 172V173H21ZM32 172V173H31ZM82 172V173H81ZM85 172V173H84ZM95 172V171H94ZM5 173H6V175H8V177H6V175H5ZM15 173V174H16ZM53 172H50V173H48V177L51 179V180H53L54 178H55V176H56V174H52ZM88 175H87V174ZM92 173V174H91ZM177 173H179V174H177ZM25 174H26V176H25ZM27 174H29V175H27ZM32 176H31V175ZM50 174H52V176L50 175ZM92 176H91V175ZM23 175L25 176V177H23ZM86 175H87V178H85L86 177ZM180 175H181V177H180ZM18 176H19V178H18ZM21 176V177H20ZM88 176L89 177H93L94 176V178L95 177H97V178H93L94 180H89L90 178H88ZM173 176V177H172ZM177 176H178V178H177ZM182 176H183V178L184 179H181L182 178ZM6 177V178H5ZM52 177V178H51ZM79 177V178H78ZM84 177V178H83ZM14 178H15V180H14ZM35 178V177H34ZM33 178V179H34ZM8 179H10L11 180V182H9L8 181ZM13 179V180H12ZM80 179V180H79ZM83 179H84V181H83ZM88 179V180H87ZM103 181H102V180ZM174 179V180H175ZM88 181L87 182V184H88V186H87V184H86V181ZM3 181V182H2ZM14 181V182H13ZM92 181V182H91ZM95 181V182H94ZM97 181V182H96ZM99 181V182H98ZM104 182L105 184H103V183H101L102 184V186H101V184H100V182ZM9 183V184H8ZM93 185V187L94 186H98L99 185V187H101V189H102V191H98L97 192V190H101V189H99V187H94V188H96L95 190L96 191H94V196L93 195H91V194H93V192H92V190H94V188L92 187H90V185L91 184ZM5 184V185H4ZM96 184H98V185H96ZM6 185H7V187H6ZM80 185V186H79ZM87 186L86 188H85V186ZM112 185H114V184H112ZM5 186V187H4ZM262 186H264V185H259L258 186V188H257V190H256V192H257V194H255V200L253 199V200H250L251 201V203H252V201L254 202H257L256 200H258V202H257V207L254 209V210H256L255 212H257V211H259L260 212V215H259V212H258V214L257 213H255L254 212V210H252V214H251V211H247V210H244V212H242V216H240L239 218H238V220L237 221H241L242 223L243 222H247V221H249L252 217H256L257 219L261 216V210L262 209H264V206H261V205H259L258 203L260 202V204H262V205H264V198H262V195L260 196V194H262V193H264V187H262ZM73 187V186H72ZM81 187V188H80ZM85 189H84V188ZM102 187H104V188H102ZM156 187V186H155ZM261 187V188H260ZM90 188H91V190H90ZM106 188H108V189H106ZM160 188V185L158 186L157 185V190ZM84 189V190H83ZM87 189V190H86ZM262 189V190H261ZM9 190V191H8ZM89 190H90V192H89ZM161 190H163L162 189V186H161V188L158 190L159 192H162ZM261 190V191H260ZM18 191V192H17ZM83 193H82V192ZM260 191V192H259ZM85 192V193H84ZM86 192H88L87 194H86ZM97 192V193H96ZM102 192V193H101ZM255 192V193H256ZM10 193V194H9ZM19 193H20V195H19ZM103 193V194H104ZM3 194V195H2ZM84 194V195H83ZM83 196V197H82ZM97 197V199L98 198H100V197ZM86 197V198H85ZM92 197H93V200H92ZM8 198V199H7ZM87 198V199H88ZM258 198H260V199H258ZM5 200V201H1V200ZM89 200V201H90ZM259 200H261V201H259ZM250 201H244L243 203H244V205H243V203H238V204H228L226 207H225V209L223 210L224 212L227 210L226 208L228 207V209H230V208H232V206L234 207V205H236L237 207H238V205H240V206H246ZM90 202V203H91ZM246 202V203H245ZM248 202V203H247ZM0 203V204H1ZM89 203V204H90ZM2 207H3V209H2ZM260 207V208H259ZM4 211V204L2 203L1 205H0V211ZM3 211H2V213L0 212V215L2 216V214H3ZM222 211V212H223ZM245 212H246V214H247V216H245ZM248 213H249V216H248ZM256 214V215H255ZM251 215V216H250ZM1 216H0V218H1ZM258 216V217H257ZM231 221H234V222H237L236 220H232V219H230ZM230 220H226V222H225V220L224 221H215V220H209V221H211V223L208 221V222H206V223H195V224H188L189 226L191 225V227H190V230H189V226L187 225V223H184V222H179V223H177V227H175V228H173L175 231L176 230H178V231H184L185 229H187L188 231H192V233L193 234H195L196 235V237L198 238V233H199V238L201 237L202 238V236H203V233L205 232L206 233V235H205V233H204V235L205 236H207L209 239H210V241H208V244H210V245H212V247H215L216 249H222V247H223V243H224V240H223V238L221 237L223 234L225 235H227V236H229L230 238L229 239H232L233 240V237H235L234 236V234H233V230L232 229H234V225L232 224V222L230 223ZM239 221V222H240ZM258 221H260L261 222V219L259 218L258 219ZM222 222V223H221ZM223 222H225V223H229L228 224V226H226L227 224H225V223H223ZM184 225V227H183V225ZM210 223V224H209ZM218 223V224H217ZM220 223H221V225H220ZM198 224H201L200 226L198 225ZM208 224V225H207ZM217 224V225H216ZM232 224V225H231ZM179 225V226H178ZM186 225L188 226V227H186ZM203 225V226H202ZM205 225H206V227H205ZM226 227H225V226ZM172 227V225H170L169 224V227ZM181 226V227H180ZM196 226V227H195ZM197 226H198V228H197ZM202 226V227H201ZM211 226V228H209ZM215 226H216V228H215ZM219 226H221V227H219ZM232 228H230V227ZM170 227V228H171ZM180 227V228H179ZM199 227H201V228H199ZM207 229V231H205L206 229ZM223 227V228H222ZM170 228H168V229H170ZM192 228V229H191ZM196 228V229H195ZM213 228V229H212ZM225 228V229H224ZM195 229V231L196 232H194L193 230ZM219 229H220V231H219ZM222 229V230H221ZM226 229H227V232L229 233V231L231 232V230H232V232L231 233H229V235H228V233L226 232ZM228 229H229V231H228ZM170 230H172V229H170ZM170 230H167V233H168V231H170ZM173 230V231H174ZM186 230V231H187ZM218 230V231H217ZM198 231V232H197ZM204 231V232H203ZM223 231H225V232H223ZM207 232H209L208 234H207ZM215 232V233H214ZM218 232V233H217ZM219 232L222 234H219ZM214 233V234H213ZM255 233L256 234H258V228L255 226ZM212 234V235H211ZM217 234H218V236H217ZM232 234V237L230 236ZM212 236V237H211ZM214 236V237H213ZM218 237L217 238V240L218 241H216V237ZM219 237H221V239L219 238ZM214 238V240H212ZM227 239H228V237H227ZM220 240V241H219ZM221 240H223V243L221 244V243H219V242H221ZM231 240V241H232ZM234 240H235V238H234ZM234 240H233V242L232 243H234ZM211 241H212V244H211ZM217 242V243H216ZM158 243V242H157ZM231 243V245H232V248H233V246L235 247V245L234 244H232ZM218 244V245H217ZM222 246H221V245ZM214 245H217V246H214ZM224 248V247H223ZM203 249V248H202ZM202 249H200V250H202ZM235 249H237V250H235ZM235 249H232L231 250V253L232 254H234V255H230L229 254V256H232V257H228L230 260H228V259H225V258H221L220 259V261L218 262L217 261V263L216 264H226V262H227V264H237V262L236 261H233V259L235 260V253L237 254L238 252H239V248L238 247H236ZM160 249H158V251L154 254V256H155V258L157 259H152L151 260V262H149L150 264H152L153 262L155 263H157V261L159 262H162V263H164L165 261H167L168 259V257H166V256H162L161 257V251H159ZM199 250V251H200ZM223 250V249H222ZM259 250V251H258ZM234 251V252H233ZM257 253H254L253 255V258H255V256H258V257H256L255 259H253V258H251L252 260H256L257 262H258V258L261 260H259V263L258 264H262L261 262H262V256L260 257V255L262 254V255H264V252H262V251H264V248H262V247H259L258 249H257ZM262 253H261V252ZM256 252V251H255ZM259 253V254H258ZM261 253V254H260ZM156 254L157 255H159V256H156ZM154 256L152 257V258H154ZM159 259H158V258ZM161 257V258H160ZM166 257V259H163V258H165ZM161 259H163V260H161ZM222 259H224L225 260V262L222 260ZM222 261V262H221ZM231 263H230V262ZM185 262V263H184ZM155 263V264H156ZM182 264H191L190 262L188 263V261L186 260V261H182L181 262ZM195 264H199V261H197V263H195Z\"/></svg>","mask_w":264,"mask_h":264}]
</instances>
